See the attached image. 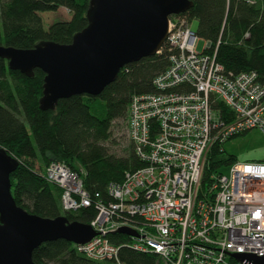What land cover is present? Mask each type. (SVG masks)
Returning <instances> with one entry per match:
<instances>
[{"label":"built area","instance_id":"obj_1","mask_svg":"<svg viewBox=\"0 0 264 264\" xmlns=\"http://www.w3.org/2000/svg\"><path fill=\"white\" fill-rule=\"evenodd\" d=\"M167 30L169 64L152 80L156 91L128 106L127 136L142 165L109 182L107 199L95 194L89 224L97 234L72 246L101 264H123L106 235L127 226L136 232L128 246L155 253L158 264H249L232 255L264 256V161H235L202 180L215 144L253 128L264 136V83L253 70L225 71L206 52L208 41L197 51L184 18L169 17ZM44 176L61 188L63 211L89 205L80 176L64 163L51 162Z\"/></svg>","mask_w":264,"mask_h":264},{"label":"trees","instance_id":"obj_2","mask_svg":"<svg viewBox=\"0 0 264 264\" xmlns=\"http://www.w3.org/2000/svg\"><path fill=\"white\" fill-rule=\"evenodd\" d=\"M88 1L0 0V44L30 49L41 41L70 43L87 25ZM190 1L192 6L178 16L188 23L197 21L195 33L210 43L206 52L215 51V60L225 71L236 74L253 70L264 83V0ZM60 7L69 11L70 18L45 27L39 13ZM167 49L162 46L154 55L124 65L99 94L59 99L52 110L39 107L44 73L36 68L32 76H26L9 69L7 60L0 58V147L17 162L10 182L18 206L41 217L64 215L69 221L85 224L96 217L95 194L107 199L109 182H120L125 171L142 165L131 143L122 155L113 153L107 144L113 142L114 122L126 121L132 96L156 91L152 80L169 64ZM221 110L226 112L224 107ZM224 143L215 144L209 151L203 185L210 173H220L221 167L237 161L225 151ZM51 162L64 163L80 176L91 196L89 205L62 210L61 188L44 176ZM106 236L118 247L121 263L158 264L155 253L129 247L128 235L110 232ZM32 259L35 264H101L77 253L64 239L41 243Z\"/></svg>","mask_w":264,"mask_h":264},{"label":"water","instance_id":"obj_3","mask_svg":"<svg viewBox=\"0 0 264 264\" xmlns=\"http://www.w3.org/2000/svg\"><path fill=\"white\" fill-rule=\"evenodd\" d=\"M190 0H89L87 25L70 43L38 42L20 49L0 44V58L11 70L32 76L44 73L39 107L54 109L58 100L80 94H99L124 65L157 53L167 36L172 15L184 13ZM16 160L0 147V264H35L32 253L41 243L64 239L82 244L97 232L90 224L32 214L18 206L10 174ZM116 232L136 236L127 226ZM236 260L264 264V256L234 253Z\"/></svg>","mask_w":264,"mask_h":264},{"label":"rangeland","instance_id":"obj_4","mask_svg":"<svg viewBox=\"0 0 264 264\" xmlns=\"http://www.w3.org/2000/svg\"><path fill=\"white\" fill-rule=\"evenodd\" d=\"M39 14L45 27L55 20H66L68 17V11L63 7L58 11H42ZM189 25L191 30L196 31L197 21L195 19L191 20ZM205 44L206 40L199 37L196 42V50L201 52ZM111 139L113 142L110 141L107 144L109 149L118 155L124 154V150L130 144L126 121L114 122ZM223 148L227 153L233 154L237 161H264V136L255 128L226 140ZM228 169V165L221 167L223 173H228Z\"/></svg>","mask_w":264,"mask_h":264},{"label":"crops","instance_id":"obj_5","mask_svg":"<svg viewBox=\"0 0 264 264\" xmlns=\"http://www.w3.org/2000/svg\"><path fill=\"white\" fill-rule=\"evenodd\" d=\"M61 8H62V7H60L58 10H60ZM58 10H57V11H58ZM67 11H68V10H67ZM69 18H70V13H69V11H68V17L66 18V20L69 19Z\"/></svg>","mask_w":264,"mask_h":264}]
</instances>
